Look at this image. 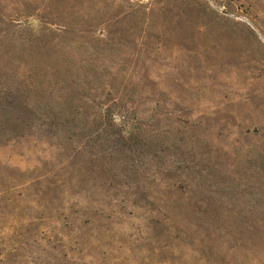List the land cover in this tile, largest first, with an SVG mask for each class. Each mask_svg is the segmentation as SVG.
Wrapping results in <instances>:
<instances>
[{
    "label": "rangeland",
    "instance_id": "rangeland-1",
    "mask_svg": "<svg viewBox=\"0 0 264 264\" xmlns=\"http://www.w3.org/2000/svg\"><path fill=\"white\" fill-rule=\"evenodd\" d=\"M0 264H264V0H0Z\"/></svg>",
    "mask_w": 264,
    "mask_h": 264
}]
</instances>
